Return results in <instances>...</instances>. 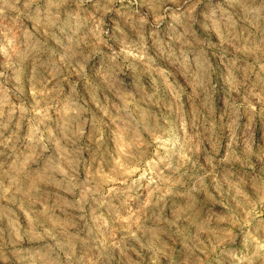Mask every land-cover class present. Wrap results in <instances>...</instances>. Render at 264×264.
<instances>
[{
    "label": "rangeland",
    "instance_id": "374dc122",
    "mask_svg": "<svg viewBox=\"0 0 264 264\" xmlns=\"http://www.w3.org/2000/svg\"><path fill=\"white\" fill-rule=\"evenodd\" d=\"M0 264H264V0H0Z\"/></svg>",
    "mask_w": 264,
    "mask_h": 264
}]
</instances>
